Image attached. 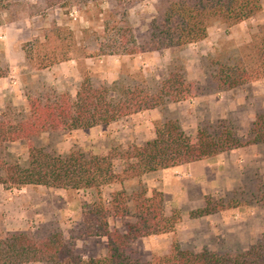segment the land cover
<instances>
[{"label":"rangeland","instance_id":"rangeland-1","mask_svg":"<svg viewBox=\"0 0 264 264\" xmlns=\"http://www.w3.org/2000/svg\"><path fill=\"white\" fill-rule=\"evenodd\" d=\"M161 1L145 0L125 10L126 19L138 38L145 34ZM259 1L262 9L254 18L232 28L213 24L205 40L180 50L131 57H79L45 70H36L35 63L24 58L22 49L25 44L35 39L42 41L44 31L57 26L70 31L75 41L83 46L84 31L100 35L108 13L116 12V19H119L118 14L123 12V8L117 7L113 0L95 4L65 0L64 8H46L43 0H12L33 5L30 12L37 13L28 16V12H21L15 6L11 9L14 20L0 26V123L9 126L24 120L28 115V100L63 93L74 97L84 79H89L95 87L117 82L122 86H139L154 91L167 79L171 70L180 69L187 82L196 86L197 97L179 104H168L164 109L137 113L108 126L72 132L48 131L30 142L0 143V175L4 165L23 166L31 147L59 156L70 152L106 156L131 145H143L154 138V124L165 119L178 121L187 136H194L199 129L223 122L230 125L242 141H247L251 123L257 114L264 111V78L234 90L217 92L208 60L217 50L230 53L249 42L258 26L264 23V0ZM47 51V47L41 48L37 56ZM114 166L119 172L121 163L115 161ZM182 166L165 182V197L159 192L163 197L165 215L176 211L181 218L175 231L165 234V255L173 245H178L181 250L200 252L206 249L224 254L245 252L252 245L264 242V145L247 146L199 165ZM148 175L106 186L101 189L100 196L105 202L113 193L121 191L129 199L143 191L150 197L158 191L153 190L149 194L147 182L152 176ZM27 189L7 190L0 186V236L22 232L35 239H43L62 232L67 237H78L83 206L96 199L94 192L41 186L35 189L37 192ZM206 198L220 202L224 210L191 219L190 213L202 209ZM36 212L49 215L53 220L45 225H40V217L24 224L18 221ZM111 221H114L112 229L124 232L127 220ZM151 237L135 243L132 247L135 253L130 255L133 261L149 262L162 257L156 254L162 243L151 240ZM74 249L83 262L103 257L98 256L101 253L99 241H91L87 246V239L76 240ZM88 249L95 257L87 256Z\"/></svg>","mask_w":264,"mask_h":264},{"label":"trees","instance_id":"trees-1","mask_svg":"<svg viewBox=\"0 0 264 264\" xmlns=\"http://www.w3.org/2000/svg\"><path fill=\"white\" fill-rule=\"evenodd\" d=\"M65 0H43L46 8L66 7ZM77 4L107 0H72ZM123 8L118 14L111 11L104 22L103 32L84 31V45L75 41L65 28L52 26L44 31L42 41L35 39L23 46L24 58L35 63L36 70L77 60L79 57H131L164 50H180L206 39L208 29L216 23L232 28L261 12L259 0H162L156 15L142 38L133 31L125 10L145 0H113ZM33 16V5L12 0H0V26L10 23L12 8ZM72 6V5H71ZM70 6V7H71ZM16 14L19 12H15ZM47 52L41 56V48ZM212 82L217 92L234 90L264 78V23L245 45L230 53L217 50L209 57ZM197 97V88L187 82L180 69H173L168 77L151 91L145 87L122 86L117 82L95 87L84 79L74 97L68 93L45 99L27 101L28 115L16 124L0 123V143L30 142L48 131L72 132L98 126H108L123 118L168 104H179ZM248 140L242 141L233 128L223 122L199 129L187 136L176 120H162L154 124V138L140 146H128L106 156H86L70 152L65 156L51 155L29 149L27 162L4 165L0 186L22 189L41 186L50 189L91 191L96 199L83 206L78 237L56 232L43 239L27 233H6L0 236V264H264V242L252 245L240 253L218 254L206 249L200 252L181 250L173 245L165 256L149 262L133 261L132 247L151 236L173 233L180 223V215L173 211L164 215L163 197L143 191L129 199L125 192L113 193L105 202L101 189L139 179L158 171L208 161L232 150L264 145V111L251 123ZM121 163L119 172L114 162ZM202 209L190 213L191 219L223 211L220 202L206 198ZM132 205V207H131ZM127 220L124 232L110 229L109 221ZM90 238H105L107 253L103 257L83 262L75 253L74 242Z\"/></svg>","mask_w":264,"mask_h":264},{"label":"crops","instance_id":"crops-1","mask_svg":"<svg viewBox=\"0 0 264 264\" xmlns=\"http://www.w3.org/2000/svg\"><path fill=\"white\" fill-rule=\"evenodd\" d=\"M203 161L201 162H196V163H192V164H187L186 167H191L194 165H199L201 164ZM184 166H178V167H174V168H170V169H166V170H162L153 174H150L148 176H152L151 181L149 180L147 182V187H148V192L149 194L153 191L156 190L158 192H161L163 194V196L165 197V182H168L170 180V178H172V176L174 175L175 172L181 170ZM143 179V178H142ZM141 179V180H142ZM154 179H158V181H154ZM26 188L29 189V192H37L38 190L35 189H40V186H27ZM27 189V191H28ZM164 208H165V202H164ZM165 215V212H164ZM36 217H40L41 220V224L40 225H45L46 223L50 222V219L53 220V218L49 215L46 214H42V213H30L28 214V216L26 215L24 219H18L19 222L21 223H25L28 222V220H35ZM114 221H110L109 225H110V229H112L111 225H113ZM20 224V223H19ZM155 239V241L158 243L159 241L162 243L161 244V249H156V254L158 256H165V235H161L160 237L155 236V237H151V240ZM143 241L146 240V238L141 239ZM150 240V238H149ZM150 240V241H151ZM91 241H99V246L101 247V253L98 256H104L107 253V241L105 238H90L87 239V246H90V242ZM87 256L89 258H93L95 256H92V251L90 249L87 250Z\"/></svg>","mask_w":264,"mask_h":264}]
</instances>
